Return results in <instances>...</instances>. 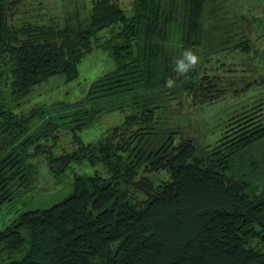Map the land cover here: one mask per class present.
Masks as SVG:
<instances>
[{
    "label": "trees",
    "instance_id": "trees-1",
    "mask_svg": "<svg viewBox=\"0 0 264 264\" xmlns=\"http://www.w3.org/2000/svg\"><path fill=\"white\" fill-rule=\"evenodd\" d=\"M207 1L133 0L127 13L120 0H88L86 22L76 29L71 18L62 26H13L19 0H0L6 63L0 78L5 70L13 97L53 76L78 79L80 62L94 48L114 62L90 87L85 105L62 118L81 122L71 128L75 149L55 155L49 147L46 155L54 177L82 161L100 164L107 177L75 175L62 200L19 214L0 231V264H264V251L252 246L257 241L264 248V125L237 129L215 148L198 147L181 132L152 150L144 147V126L157 122L163 96L206 93L214 100L221 91L217 68L201 60ZM104 29L109 35L98 47ZM112 97L145 109L142 119L125 116L100 140L83 143L76 131ZM30 125V116L0 102V209L29 184L30 147L40 150L39 140L61 123ZM163 172L167 180L156 183L153 176Z\"/></svg>",
    "mask_w": 264,
    "mask_h": 264
},
{
    "label": "rangeland",
    "instance_id": "rangeland-1",
    "mask_svg": "<svg viewBox=\"0 0 264 264\" xmlns=\"http://www.w3.org/2000/svg\"><path fill=\"white\" fill-rule=\"evenodd\" d=\"M72 1L20 0V14L16 13L11 17L10 24L18 26L32 21L41 24L55 22L53 26H62L67 18H71L72 27L77 29L86 22L88 0ZM132 1L120 0L121 8L130 13ZM207 3L209 7L203 21L204 41L203 54L201 53L204 58L201 60L203 63L208 62V66L217 68L214 73L219 77L221 91L215 93L217 96L214 100H207L209 97L206 93L195 99L186 93L163 96L160 100L161 109L156 111L159 114L157 122L144 126L149 136L144 147L148 146V150H152L156 143L166 144L169 136H177L178 132L191 139L198 147L215 148L224 139L230 138L237 129L264 125V0H208ZM73 11L76 14L74 12L73 15ZM16 15L18 16L15 17ZM107 35L108 29L98 33L101 37L96 42L98 47L104 42L102 37ZM50 39L61 44L58 36ZM2 59L0 57V65L4 63ZM113 69L114 62L107 53L94 48L80 62L78 79L65 82L63 76H53L21 98L11 95L5 79L7 74L3 70L4 76L0 78V102L21 117L30 116L29 130L52 121H59L61 125L56 132H52L50 138L39 140L40 150L30 147L29 151L34 150L35 155L30 157V161H26L27 164H33L29 184L20 188L19 195L1 207L0 231L22 212L48 207L62 200L69 194L75 175H92L98 172L107 177L100 164L91 166L86 161L74 162L63 176L54 177L47 168L46 155L49 147L55 155L67 154L75 149L71 128L81 122H72L68 118L70 122L66 123L68 119L62 118L71 117L72 113L85 105L82 102L90 87ZM113 98L101 105L104 109L92 121L76 131L83 143L100 140L109 129L121 126L124 119H127L125 116L141 118V112L145 109L136 107L130 99ZM50 129L51 127H47V132ZM153 177L159 184L167 180L164 172ZM135 199L141 201L144 197L138 193ZM252 246L264 251L257 241Z\"/></svg>",
    "mask_w": 264,
    "mask_h": 264
},
{
    "label": "crops",
    "instance_id": "crops-1",
    "mask_svg": "<svg viewBox=\"0 0 264 264\" xmlns=\"http://www.w3.org/2000/svg\"><path fill=\"white\" fill-rule=\"evenodd\" d=\"M19 2H20V0H19ZM17 14L19 15L20 13H19V12H17ZM18 15H16L15 17H17Z\"/></svg>",
    "mask_w": 264,
    "mask_h": 264
}]
</instances>
